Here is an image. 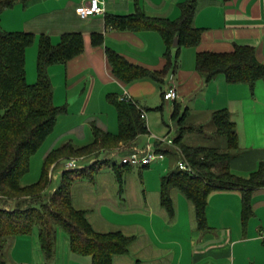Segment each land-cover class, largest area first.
Here are the masks:
<instances>
[{
  "label": "crops",
  "instance_id": "crops-1",
  "mask_svg": "<svg viewBox=\"0 0 264 264\" xmlns=\"http://www.w3.org/2000/svg\"><path fill=\"white\" fill-rule=\"evenodd\" d=\"M87 1H19L0 15L4 30L35 35L34 43L26 49L29 83L37 80L42 34L49 35L54 43H59L66 32H80L84 37L81 54L49 66L54 102L66 111L59 115L45 141V151L39 156L42 165L47 154L65 142L82 146L93 141V127L117 133L118 113L111 98H132L147 112L148 132L114 150L63 157L50 170L58 177L65 171L60 166L70 159L90 165L95 159H110L111 155L122 158L134 147L154 145L176 150L148 165L124 166L122 186L111 167L101 169L94 180L78 179L73 183L72 204L86 212L95 230L121 231L132 237L128 251L114 255L112 264H264V185L252 191L253 213L246 222L242 218V189L213 190L207 207L209 228L202 230L197 224L195 204L179 188L170 190L172 209L163 205L161 179L178 168L177 164L172 167L175 154L181 159L183 156L179 146H158V139L170 133L167 126L173 124L170 129L179 134L172 118L178 104L182 110L187 109L186 125L203 126L202 130L186 131L185 143L226 148L225 136L223 146L220 138H214L220 136L215 133L212 114L227 109L238 137L230 169L245 178L261 167L264 170V81L258 80L251 87L244 82H229L224 73L207 80L196 67L198 52H230L236 45L255 46L258 60L264 63V0H194L193 25L203 30L200 42L194 47H181L176 67L166 72L162 83L151 77L123 81L114 74L108 58L112 50L148 70H163L167 47L162 35L153 29L111 27L105 16L128 15L140 9L152 17L174 20L181 15V4L189 0H101L103 13L82 17L77 7ZM93 35L101 42L95 43ZM177 46L172 49L173 55ZM171 86L176 87L177 98L166 100L164 91ZM169 157L172 164L170 160L168 163ZM111 210L121 212L123 220L108 216ZM59 229L63 228L57 230L52 259L44 256L35 227L30 233L9 237L4 247L5 264H92L90 255L71 249L69 234L64 229L65 233L60 234Z\"/></svg>",
  "mask_w": 264,
  "mask_h": 264
},
{
  "label": "trees",
  "instance_id": "trees-1",
  "mask_svg": "<svg viewBox=\"0 0 264 264\" xmlns=\"http://www.w3.org/2000/svg\"><path fill=\"white\" fill-rule=\"evenodd\" d=\"M19 1L26 0H0V15ZM195 13V1L189 0L181 4V15L174 20L152 17L140 9L128 15L106 14L107 25L114 28L158 31L167 47V63L163 70H148L109 50L108 58L114 74L126 82L151 77L162 83L166 72L176 67L181 47H194L200 42L203 30L193 25ZM176 38L179 44L173 55ZM34 40L33 33L4 30L0 18V264H5L4 247L9 237L30 233L35 227L39 230L42 252L47 259L55 255L57 230L61 227L69 234L74 252L90 255L92 264H112L114 255L128 251L132 237L121 231L103 233L95 230L86 212L73 206L71 187L78 179L94 180L105 166L111 167L123 184L126 168L123 167L130 165L105 160L85 168L65 170L61 184L51 196L53 204L45 200L52 179L48 174L51 165L63 157L93 155L132 142L140 134L148 132L147 123L131 100L113 97L111 100L117 109L119 121L117 133L93 127L94 138L90 143L77 146L71 141L65 142L47 154L39 178L33 183L23 184L22 178L31 169L32 157L53 132L59 115L66 111L65 107L57 106L54 102L49 66L66 63L85 48L80 32L62 34L59 43H54L49 35L42 34L37 57V80L29 83L26 49ZM93 41L100 43L101 39L95 35ZM256 53L255 46L250 45H236L230 52L201 51L197 53L196 67L207 80L224 73L229 82H244L254 87L258 80L264 81V63L258 60ZM186 116L187 109L182 110L177 104L172 114L179 126L175 143L193 171L176 168L162 177L163 205L172 209L170 190L179 188L195 204L198 227L204 230L209 228L207 207L210 193L216 189L240 188L243 190L242 218L246 222L253 213L252 191L264 185L263 168L247 178L230 169L231 158L238 147V137L227 109L212 114L215 133L227 138L226 148L185 143L183 137L186 131L203 129L202 125H186ZM160 148L167 154L176 152L172 148ZM9 198L16 200L9 201V208L7 204L3 207V200ZM27 201H30L29 205Z\"/></svg>",
  "mask_w": 264,
  "mask_h": 264
},
{
  "label": "built area",
  "instance_id": "built-area-1",
  "mask_svg": "<svg viewBox=\"0 0 264 264\" xmlns=\"http://www.w3.org/2000/svg\"><path fill=\"white\" fill-rule=\"evenodd\" d=\"M77 12L82 16V17H88L93 14H100L104 12V7L101 4V0H89L77 7ZM177 89L175 86L169 87L167 90L164 91V98L166 100H174L177 98ZM122 99L125 100H131L141 111V116L142 118L146 119L147 117V112L146 110L141 107L134 99L129 98V97H122ZM159 143L162 145H168V146H174L176 148L177 145L175 143V138L170 137L169 135H165L162 138H159ZM164 148V147H162ZM165 158V152L163 149L158 148L154 145H147L144 148H139V147H134L130 153L127 155L123 156L121 158L120 163L121 164H129V165H138V166H144L151 164L153 161L157 159H164ZM105 160H110L109 158H102L100 159H95L94 162L91 164L97 162V161H105ZM90 164V165H91ZM90 165H85L82 162H79V159H70L66 162L65 170H75V169H81L85 168L86 166ZM177 166L179 169L182 170H188V171H193L192 166L186 161L184 158L180 159L177 162ZM51 178H56V174H52L50 172Z\"/></svg>",
  "mask_w": 264,
  "mask_h": 264
},
{
  "label": "rangeland",
  "instance_id": "rangeland-1",
  "mask_svg": "<svg viewBox=\"0 0 264 264\" xmlns=\"http://www.w3.org/2000/svg\"><path fill=\"white\" fill-rule=\"evenodd\" d=\"M164 114H166L165 112H164ZM166 121H168V118L166 117ZM169 123V122H168ZM171 127H173V124L171 125ZM170 127V125L169 126H167V132H170L169 133V136L170 137H172V138H175L176 136H177V132H176V130L174 129V128H172V129H170L171 128ZM207 130H209V125H208V127H207ZM197 134H199L198 133V131L196 132ZM214 138H220V141H221V146H223L224 144H223V142H224V139L223 138H225V137H223V136H220V137H215L214 136ZM156 139V138H155ZM207 139L209 140V142H211V139L210 138H208L207 137ZM226 139V138H225ZM46 147V143L41 147V149L36 153V154H34V156L32 157V163H31V169H30V171L22 178V182H25V183H33V181H36L38 178H39V176H40V173H41V168H42V161H41V159H40V155L43 153V150L45 151V148ZM171 158L172 157H169L168 158V163H169V160L171 161V164H172V160H171ZM102 158H100V160H101ZM181 158H180V156H177L176 154H175V163H174V165L172 166L173 168H176V164H177V162L180 160ZM118 162V163H120V161H121V156L119 155V154H116V155H111L110 156V160H109V163H113V162ZM66 166V163L65 164H62L61 166H60V168H62V167H65ZM110 167L109 166H107V167H104V171H106V169H109ZM50 170H51V167H50ZM50 170H49V178L51 177L50 176ZM136 172V174H138V171H135ZM139 175V174H138ZM117 176V175H116ZM117 179L119 180V178L117 177ZM61 180H62V171L60 172V174H59V176L55 179L54 177L51 179V182H50V187H49V192L47 193V195H46V197H45V200H47V202L49 203V204H53L52 203V199H51V196H52V194H54L55 193V191H56V189L58 188V186L61 184ZM119 182V185H122V183L120 182V181H118ZM52 186H54V187H56L55 189H51V191H50V188L52 187ZM14 200H16V198H9V199H4L3 200V204H2V206L4 207L5 206V204H7L6 205V207H10L11 206V204H9V201H14ZM29 202L30 201H27L26 202V204L27 205H29ZM108 216H111V217H113V218H116L117 220H123L122 219V217H123V214L121 213V212H117V211H114V210H111L110 211V213H108L107 214ZM60 231H59V233L60 234H62V233H65V231L63 230V229H59Z\"/></svg>",
  "mask_w": 264,
  "mask_h": 264
},
{
  "label": "water",
  "instance_id": "water-1",
  "mask_svg": "<svg viewBox=\"0 0 264 264\" xmlns=\"http://www.w3.org/2000/svg\"><path fill=\"white\" fill-rule=\"evenodd\" d=\"M175 45H178L179 44V42H178V38H176L175 39V43H174Z\"/></svg>",
  "mask_w": 264,
  "mask_h": 264
}]
</instances>
